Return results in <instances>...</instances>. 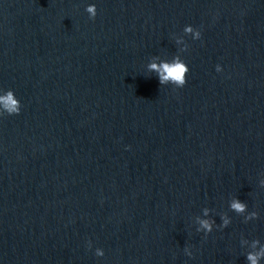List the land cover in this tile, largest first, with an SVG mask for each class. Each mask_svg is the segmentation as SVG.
<instances>
[{
    "label": "water",
    "instance_id": "obj_1",
    "mask_svg": "<svg viewBox=\"0 0 264 264\" xmlns=\"http://www.w3.org/2000/svg\"><path fill=\"white\" fill-rule=\"evenodd\" d=\"M177 57L186 84L162 85L149 65ZM9 90L0 264H250L264 249V0H0Z\"/></svg>",
    "mask_w": 264,
    "mask_h": 264
},
{
    "label": "clouds",
    "instance_id": "obj_2",
    "mask_svg": "<svg viewBox=\"0 0 264 264\" xmlns=\"http://www.w3.org/2000/svg\"><path fill=\"white\" fill-rule=\"evenodd\" d=\"M89 13L90 18L94 19L97 15L95 5H90L86 9ZM185 33L191 34L194 39L201 38V32L199 30H194L192 26H186L184 28ZM179 42V41H178ZM150 70H154L159 74L160 83L167 84L171 83L175 85L176 88H182L186 84L185 73L189 71V69L185 66V63L182 62L178 57L174 58V60L169 62H162L160 64L151 63L149 65ZM216 70L222 71L221 67L217 65ZM0 105L3 106L4 110L9 114H19L20 108L18 106L17 100L13 96L12 91H8L6 95L0 96ZM231 208L236 212H243L245 210V205L241 203L239 200H233L231 202ZM205 215H207V210H205ZM201 228L211 231V223L208 220H200L199 221ZM224 224L227 225V219L224 220ZM185 253L189 256L192 255L191 251L188 248H185ZM98 254H102L99 253ZM260 256H264V249L261 250L260 253L257 254H249L248 260L250 264H258V259Z\"/></svg>",
    "mask_w": 264,
    "mask_h": 264
}]
</instances>
